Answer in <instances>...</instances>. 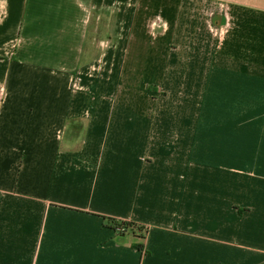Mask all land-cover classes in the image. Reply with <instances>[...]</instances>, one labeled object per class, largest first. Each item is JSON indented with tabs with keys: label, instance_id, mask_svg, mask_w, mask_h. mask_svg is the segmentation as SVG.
<instances>
[{
	"label": "crops",
	"instance_id": "crops-1",
	"mask_svg": "<svg viewBox=\"0 0 264 264\" xmlns=\"http://www.w3.org/2000/svg\"><path fill=\"white\" fill-rule=\"evenodd\" d=\"M0 264H264V0H0Z\"/></svg>",
	"mask_w": 264,
	"mask_h": 264
},
{
	"label": "trees",
	"instance_id": "trees-1",
	"mask_svg": "<svg viewBox=\"0 0 264 264\" xmlns=\"http://www.w3.org/2000/svg\"><path fill=\"white\" fill-rule=\"evenodd\" d=\"M105 220L115 229L119 231H124L128 229L129 227H136L134 223H127V222H119L116 220H113L112 218H105ZM143 231V230H142ZM137 248H141V246H136Z\"/></svg>",
	"mask_w": 264,
	"mask_h": 264
}]
</instances>
